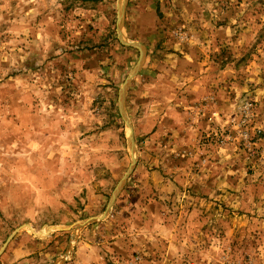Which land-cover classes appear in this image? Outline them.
Here are the masks:
<instances>
[{
    "label": "rangeland",
    "instance_id": "374dc122",
    "mask_svg": "<svg viewBox=\"0 0 264 264\" xmlns=\"http://www.w3.org/2000/svg\"><path fill=\"white\" fill-rule=\"evenodd\" d=\"M134 1L130 0L125 35L141 39L149 48L145 71L134 79L127 98L140 161L147 165L154 161L159 166L173 153L175 162L189 164L191 173L205 183L182 185L181 179H175V189H164L161 194V209L175 214L176 229L186 234L188 247L177 256L167 248L165 235L158 232L157 243L142 235L135 241L142 244L141 252H135L127 264L133 260L264 264V0H145L153 5L159 22L143 31L134 17ZM117 20L118 0H0V259L7 250L2 249L7 238L21 226L24 229L16 236L33 237V230L25 225L39 230L62 220L71 223L102 214L122 176L121 168H128L131 162L128 129L118 110V98L140 51L120 42ZM175 30L197 45L198 77L205 82V93L216 95L221 109L220 113L209 109L205 116H190L188 123L196 125L194 133L182 129L174 135V130L166 133L164 128L162 136L152 137L155 122L151 116L166 109L155 103L156 92L165 97V91L151 89L156 80L148 70L155 52L162 51L164 57L160 58L173 63L174 48L196 47L189 39L177 47ZM22 110L46 118L41 126L32 117L41 130L31 126V135L26 132L29 137L21 129L26 125L18 116ZM52 122L60 127V134L45 129H52ZM176 138L181 146H169ZM107 141L108 148L103 146ZM54 146L61 153L51 154L49 159L62 156L58 160L70 168L60 169L61 177L54 180L76 191L71 199L54 195L56 199L48 204V193L34 190L39 191L40 184L54 176L44 161ZM178 146L183 148V158L174 153ZM107 153L114 159L105 161ZM145 173L133 174L126 191L137 195L138 185L144 190L157 186ZM85 175L93 183L82 191L78 181ZM54 187L57 185L49 190L56 191ZM193 191L204 194L201 200L184 196ZM215 191L221 192L216 200ZM188 204L204 211L193 214L190 226L193 209ZM62 234L67 239L70 233ZM127 253L120 255L125 262Z\"/></svg>",
    "mask_w": 264,
    "mask_h": 264
},
{
    "label": "crops",
    "instance_id": "0c3cea01",
    "mask_svg": "<svg viewBox=\"0 0 264 264\" xmlns=\"http://www.w3.org/2000/svg\"><path fill=\"white\" fill-rule=\"evenodd\" d=\"M133 3L132 5L135 6L133 10L135 11L134 17L137 20V24L140 25L142 31L143 29L146 28L152 30L155 24L157 25L159 22V18L156 16V13L154 15L152 12L153 5H150V2H146L145 0H135ZM129 6H131L130 0L128 2V6L126 9V16H125L126 25L129 24V17H131L129 13L130 10ZM150 22H153L154 24H150ZM125 24H124V32H125ZM135 28L136 30H139L137 26H135ZM178 34L179 31L178 32L176 30L173 31V36L176 41V43L174 44H176L177 47L179 44L186 43L185 41L189 39V36H183L182 38ZM129 38L130 40L138 41L143 45H145L147 49V57H148V52H149L148 45L144 43L141 39L140 40L135 39L136 37L134 39H132L131 37ZM188 42L190 44L194 43L191 39H189ZM194 45L196 44L194 43ZM180 49L181 48L178 47V48H174V51H171V53H173L172 54L173 63L171 61H167L168 63L165 62L164 60L166 58H163L164 60L160 58V56L164 57L162 51L159 50L156 51L155 52L156 54L153 59L154 64H152L150 66V69L148 70L151 75L152 73L155 74V80H156V83L153 84V88L151 89L165 91L166 94L165 97L161 95L163 94V92L158 93L157 91L155 94V98H156L155 103L157 105L158 104L166 105L165 107L166 109H164L160 114H158V112L156 114H152L153 116H151V121L155 122V124L153 125L155 127V130L154 129L151 130L152 137L162 136L164 133L163 130L164 128L167 129L166 133H168L170 130L172 131L174 130V135H176L177 131L180 132L182 129L186 131L191 129L194 133V130H196V125L195 124L190 125V123H188V120H190V118L193 115L199 116V114L203 113V115L205 116L208 113L209 109H211L212 112L220 113L219 111L221 109L220 101L218 100L216 95H213L211 92L205 93L207 91V87L204 86L205 82L201 80L202 76L198 77L200 73V63H199L200 56L197 52L198 51L197 45L196 47H193L191 49L188 48V50L186 51ZM152 54H150V57H152ZM162 61L165 62V66L158 67L159 65H162ZM143 71H145L144 66L140 72ZM140 72L138 75H140ZM183 76H186L187 78V79L184 78L185 80L184 83L182 79ZM23 106H26V104H24ZM208 107H212V108H208ZM127 110L133 122V116L129 109L128 102H127ZM18 116L21 117L20 120H22L23 123H26V125L21 126V129L25 134L24 136L26 137H29L28 135H26V132H28V134L31 135V129H30L31 126L35 128L39 126L37 125L36 127L35 125L36 123L32 122L34 121L32 117L34 118L37 117L36 118L38 119L37 124L40 123L41 126H44V124L46 123V118L40 116V114H38L37 116L31 114L29 111L25 112L22 110V112L20 113V115L18 114ZM183 121H187V123H184ZM133 125L136 136L137 129L134 122ZM51 126L52 129H50L49 127L45 129L52 130L54 135L60 134L61 132L60 127H58L57 129V127L54 125L53 122ZM37 130H41V127L40 129L37 128ZM177 138L175 139V141H170L168 145L169 146L180 145V141H178ZM127 140H128V134H127ZM57 143H58L57 139H54L53 144L56 145ZM105 143L106 144H103V146H106V148H108L110 146L109 141ZM126 145L128 146L127 147L128 153L132 161L129 140L128 143H126ZM180 146H178L179 148H176L179 150H175L174 153H177L176 156L179 155L182 156L183 158L184 151L183 148H180ZM55 148H56L55 146L53 148H50L46 152V156L44 159L46 168H49L54 176L51 177L49 179L50 181L48 182L43 181L40 184L39 191L38 189L34 190L44 194L48 193V197H46L45 199V201L48 202V204L50 202H53L54 199L58 197L57 195L61 196L58 199L60 198L63 199L64 196L62 197V195H65V198L68 197L71 199L70 195H72V193L76 191L75 190L76 188H73V186L65 185L59 183L57 180H54V177L56 179L58 177H61L59 174L60 169H66V168L70 169L69 166H62V164L60 163L59 160L62 158V156L61 157L58 156L57 160L49 159L51 154H56V156L60 155L58 153L61 152L58 150L56 151ZM127 148L126 146L124 147L126 151ZM137 149L139 151L138 145H137ZM171 156H175V155L172 153ZM171 156L167 159L168 161L160 163L159 166L157 162L154 161H152L150 165H147L144 162L141 163L140 151H139V160L132 175L138 172H140V174L142 175V172H146L145 176L147 175L149 176V178L152 177L153 179H155V181L157 182L156 183L157 186H154L153 184L150 186V188H148V190H144L142 188V185H138L140 190L137 191V195H134L133 193L131 194V191L130 192L126 191V189L129 188L128 183L132 177L131 175L125 187L123 188L122 192L119 194L118 198L116 199L110 216L101 222H95L87 225L86 227L78 230L77 234H75L74 232L75 230L73 228L66 229L64 227L72 226L74 224L83 222L91 217L102 216L106 212L107 206L109 204L110 198L114 190L116 189V187L118 186V184L120 183L126 172L128 171L131 162L128 168L126 169L121 168V171L123 170L121 173L122 176L120 175L121 178L118 180V183L116 184L115 188L112 190L107 206L102 214L83 217L78 220H74L71 223H66L67 221L63 222L62 220L59 223L47 224L45 227L42 228V229H45L46 227L51 228V230H49V232L46 234L40 233L36 235L33 232H41L42 229L39 230L35 229V227L31 224L25 225L28 227L27 229L30 232L33 230V232H31L32 234H34L33 237L24 235L22 238H20L19 236H16L15 234H17L18 231L23 228L22 226L20 227V229H17L15 231L13 230L12 234L7 238L6 242L4 243V246L2 247V249L4 250L7 249V250L6 252L4 251L5 256H3L2 259H0V264H61V260L63 256L70 247H72V250L66 264H124V263L127 264L130 262L129 258L131 259L132 258L131 256L135 254V252L137 251L141 252L142 250L140 248L142 244L140 242H135L137 238L143 235V237L144 236L149 237V241L151 243H155L156 241L159 240L158 232L161 235H165L166 244H168L167 248L170 249V252L174 251V254L177 253L176 255L178 256L179 254L178 251L180 250L183 251L186 247H188L187 242L189 240L184 239L183 236H186V234L182 233V230L179 229L177 231L175 214L173 212H170L172 210L168 211V210H163V208L161 209L163 204L162 201L163 198L161 194L164 193V189L165 191H170L175 189L176 187L175 179H181L182 185L184 183H186L187 185L188 183H193L198 186L200 184L203 185V183L205 182L199 176H196L191 173L192 167L189 166V164L187 163L180 164V162H175L176 159ZM111 158L112 156L108 155L105 158V161L110 160ZM101 161L103 162L104 159ZM182 161H187V160L182 159ZM23 163L28 164L26 160ZM40 168H44V167L40 165ZM82 173L86 174L87 171H83ZM182 175L184 176L181 178ZM219 179L220 178H217V185L221 184V181ZM139 181L140 183L143 182L142 179H140ZM78 183H81L82 185L81 189L82 191H84L85 188L90 187L93 181L92 179H89L88 175H85L84 180L78 181ZM53 184L57 185V187H54V190L56 188V191L54 192L49 190V188ZM33 189L34 188H32V190ZM146 191H148V194H146L147 193ZM220 193H221L220 191L214 192V194L212 195L215 198L214 200L218 199L217 197L219 196ZM54 195L56 196V198H54ZM203 195L204 194L200 193L199 191L196 194H194V191L192 193H189V195L184 194L185 197H188L189 199L192 200L193 199L201 200ZM188 202L189 201L187 200L186 205ZM188 205L193 209L188 220V225L190 226L192 225L191 219L194 217L197 211H200V213L204 211L202 210L203 208L196 211L195 205L193 207L191 206V204ZM180 213H181V217H184L185 215L184 212L182 211ZM163 230L165 232H163ZM62 233H70V234L68 238L66 236L67 239H65L64 234ZM38 246H39V251H37ZM128 251L130 252L127 253ZM131 251L134 252L131 253ZM126 253L127 255L128 254L129 255L125 262L124 260L125 257H120V255L125 256ZM118 258L124 261L120 262L119 260H117ZM132 262L135 264H151L150 262L149 263L147 261L145 262V260L144 262L143 261L135 262V260H133ZM132 262L131 264H133Z\"/></svg>",
    "mask_w": 264,
    "mask_h": 264
},
{
    "label": "water",
    "instance_id": "95a60500",
    "mask_svg": "<svg viewBox=\"0 0 264 264\" xmlns=\"http://www.w3.org/2000/svg\"><path fill=\"white\" fill-rule=\"evenodd\" d=\"M128 2L129 0H118V20H117L118 38L123 45L137 48L140 51V58L120 88L119 99H118V110L122 117V120L126 125V128L128 129V140L130 144L132 161L128 171L126 172V174L124 175V177L122 178L116 189L114 190L110 198L109 204L107 206L106 212L102 216L91 217L83 222L74 224L72 226L64 227L66 229L73 228L75 230L74 231L75 234H77L78 230L86 227L87 225L95 222H101L110 216L116 199L118 198L119 194L122 192L123 188L125 187L129 177L134 172L139 160V152L135 140L134 125L127 110V97L132 82L137 77V75L139 74V72L142 70L143 66L146 63L147 49L145 45H143L142 43L138 41L130 40L125 35L124 24H125V16H126V9L128 6ZM71 250L72 247L68 248V250L66 251L65 255L61 260V264H66L69 255L71 253Z\"/></svg>",
    "mask_w": 264,
    "mask_h": 264
}]
</instances>
